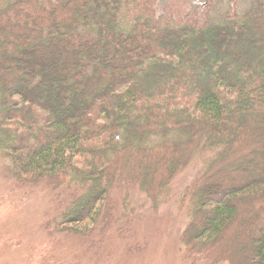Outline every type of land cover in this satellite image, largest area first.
<instances>
[{"label":"trees","instance_id":"1","mask_svg":"<svg viewBox=\"0 0 264 264\" xmlns=\"http://www.w3.org/2000/svg\"><path fill=\"white\" fill-rule=\"evenodd\" d=\"M153 1L0 0V152L18 182L70 191L56 224L83 235L117 188L157 210L210 154L181 245L232 264L215 249L236 226L243 264H264V0L204 26L162 24ZM236 159L262 177L227 174Z\"/></svg>","mask_w":264,"mask_h":264},{"label":"rangeland","instance_id":"2","mask_svg":"<svg viewBox=\"0 0 264 264\" xmlns=\"http://www.w3.org/2000/svg\"><path fill=\"white\" fill-rule=\"evenodd\" d=\"M242 7L226 0H154L151 12L165 25L204 26L233 20ZM210 156H196L176 176L160 197L157 210L136 191L126 197L127 190L117 188L98 229L83 235L61 232L56 224L70 191L65 187L52 191L44 182H18L0 152V264H212L190 255L180 242L190 221L183 194ZM247 163L236 159L225 172L233 175L242 170L243 178L262 177L246 174ZM247 245L235 226L219 239L215 252L229 257L232 264H243Z\"/></svg>","mask_w":264,"mask_h":264}]
</instances>
